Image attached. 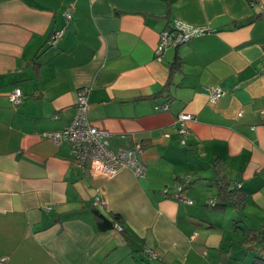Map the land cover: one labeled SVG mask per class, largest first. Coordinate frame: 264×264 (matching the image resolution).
I'll list each match as a JSON object with an SVG mask.
<instances>
[{"label":"crops","instance_id":"obj_1","mask_svg":"<svg viewBox=\"0 0 264 264\" xmlns=\"http://www.w3.org/2000/svg\"><path fill=\"white\" fill-rule=\"evenodd\" d=\"M176 20L209 31L156 57ZM81 88L111 149L140 144L144 176L105 177L45 135L70 123ZM180 112L192 114L184 144ZM220 177L243 207L208 205ZM185 179L191 204L170 196ZM231 228L264 229V0H0L4 264H236Z\"/></svg>","mask_w":264,"mask_h":264},{"label":"built area","instance_id":"obj_2","mask_svg":"<svg viewBox=\"0 0 264 264\" xmlns=\"http://www.w3.org/2000/svg\"><path fill=\"white\" fill-rule=\"evenodd\" d=\"M67 18L69 13L65 14ZM209 31V27L194 26L185 24L179 20L174 21L169 26L160 31L159 41L156 45L154 53L156 57H160L164 49L169 45H177L186 42L194 37L203 35ZM63 30L52 32L47 43L54 44L60 37ZM87 88H81L76 93L75 112L70 123L61 130L46 132L45 135L54 143L64 140L71 144V155L80 162L88 164V167L105 177H114L117 173L124 169L130 170L135 176H144L146 172V164L138 158L141 150L140 144L132 147H118L111 149L109 145L110 133L107 130L100 129L90 123L87 117ZM222 94L219 87H210L208 98L211 103ZM9 99L13 104H18L22 100V92L19 87H14L9 94ZM166 108L165 104L158 106ZM192 118L189 112H180L175 118L176 131L180 136L181 144L185 143V136L188 133L187 121ZM185 182L187 179L184 180ZM183 184H175L171 197L185 203H192V199L183 195ZM167 194V189L164 190ZM98 203L104 204V200L99 196H95L92 205ZM211 203V200H210ZM115 228L121 230L118 223L114 224ZM149 259L155 260L158 254L150 249L145 250ZM4 257L0 256V264H4Z\"/></svg>","mask_w":264,"mask_h":264},{"label":"trees","instance_id":"obj_3","mask_svg":"<svg viewBox=\"0 0 264 264\" xmlns=\"http://www.w3.org/2000/svg\"><path fill=\"white\" fill-rule=\"evenodd\" d=\"M216 183H218V189H217V193H216V198L215 200L213 198H211V203L210 200L208 202L209 206H212L213 208H218V205L224 201H230L235 208H241L244 206L245 203V195L243 193L240 192L239 188L237 186H232L230 185V182H228L227 180H224L223 177L217 178L216 179ZM188 182V181H186ZM185 183L182 182L181 184ZM221 201V202H220ZM222 205V204H221ZM239 208V209H240ZM99 217L103 220H106L104 218H102L103 216L101 214H99ZM120 217L118 215H114L113 216V221L114 220H118ZM112 224H115L114 222H111ZM255 238H258V236L262 235V237L260 239H258L257 241L259 242L260 246L262 248H264V229H259L258 234L255 232ZM259 250V249H258ZM251 264H264V257L262 256H257L254 258V261Z\"/></svg>","mask_w":264,"mask_h":264},{"label":"rangeland","instance_id":"obj_4","mask_svg":"<svg viewBox=\"0 0 264 264\" xmlns=\"http://www.w3.org/2000/svg\"><path fill=\"white\" fill-rule=\"evenodd\" d=\"M197 196L198 198H200L203 204L204 202L202 198L203 196L200 193ZM187 198L192 199L190 196H187ZM227 235H228V238H231L232 246L234 247V249H236L234 250V253H233V255H236L234 257L235 260L233 262H237L236 264H249L251 259H253L254 257H257L258 254H260L261 256H264V248L260 246L257 240L255 239L244 240V235L242 234V232L235 231L233 228H231V231L228 230L226 236ZM216 264L218 263L216 262Z\"/></svg>","mask_w":264,"mask_h":264}]
</instances>
